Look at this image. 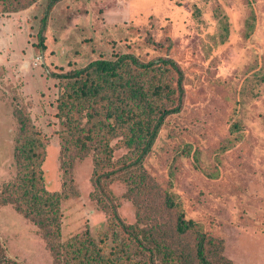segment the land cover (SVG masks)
<instances>
[{
	"label": "rangeland",
	"instance_id": "obj_1",
	"mask_svg": "<svg viewBox=\"0 0 264 264\" xmlns=\"http://www.w3.org/2000/svg\"><path fill=\"white\" fill-rule=\"evenodd\" d=\"M48 3L17 13L1 11L0 3V190L18 172L16 109L30 113L46 142L45 186L62 189L56 115L62 89L52 74L117 53L167 57L183 73L182 107L165 118L144 160L145 191L129 192L119 179L108 184L116 210L135 223L137 200L148 226L171 232L181 209L208 235L213 258L264 264V0ZM93 169L91 154L75 159L77 189L62 202L64 236L86 228L96 234L112 214ZM166 192L178 208H165ZM193 237L180 246L189 249L184 242ZM0 240L10 258L0 264H56L37 226L13 204H0Z\"/></svg>",
	"mask_w": 264,
	"mask_h": 264
},
{
	"label": "trees",
	"instance_id": "obj_2",
	"mask_svg": "<svg viewBox=\"0 0 264 264\" xmlns=\"http://www.w3.org/2000/svg\"><path fill=\"white\" fill-rule=\"evenodd\" d=\"M38 0H0L1 11L17 13ZM59 0H49V6ZM42 25L39 45L45 48ZM62 91L57 98V130L62 189L45 186L43 162L46 142L30 113L16 109L18 172L0 190V204L14 208L38 228L56 264H236L223 256L213 258L207 251L208 235L183 210L173 219L171 232L160 224L148 226L135 200L138 221L127 223L114 205L108 184L123 180L129 192L145 191L149 174L144 160L150 153L165 118L181 110L184 96L183 73L167 57L142 60L133 53L93 59L85 65L52 74ZM115 141V142H114ZM126 148L120 157L117 149ZM93 156V181L112 214L96 234L89 228L64 236L62 202L76 192L73 169L76 158ZM99 200L101 201V197ZM166 209L178 208L170 192ZM113 207V208H112ZM146 207V203L142 204ZM193 234V242H184ZM180 240V241H179ZM177 241H179L177 243ZM188 248V247H187ZM217 257V256H216ZM0 240V263L9 262Z\"/></svg>",
	"mask_w": 264,
	"mask_h": 264
}]
</instances>
